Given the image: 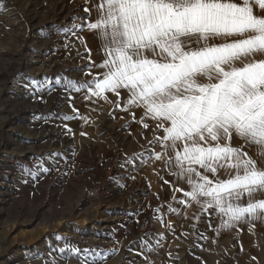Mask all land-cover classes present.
Masks as SVG:
<instances>
[{"label":"snow or ice","instance_id":"snow-or-ice-1","mask_svg":"<svg viewBox=\"0 0 264 264\" xmlns=\"http://www.w3.org/2000/svg\"><path fill=\"white\" fill-rule=\"evenodd\" d=\"M84 12L87 20L65 33H93L103 59L84 65L91 78L66 80L65 90L102 98L128 112L129 124H142L141 135L152 132L149 147L124 163L162 164L173 177L170 183L156 172L172 188L168 212L180 214L173 202L195 204L220 217L217 233L264 222V0H94ZM75 118L87 119L62 116ZM66 249L82 264H96L93 250L65 245L59 252Z\"/></svg>","mask_w":264,"mask_h":264},{"label":"rangeland","instance_id":"rangeland-1","mask_svg":"<svg viewBox=\"0 0 264 264\" xmlns=\"http://www.w3.org/2000/svg\"><path fill=\"white\" fill-rule=\"evenodd\" d=\"M64 4L0 0V264H82L59 252L65 245L93 250L96 264H126L127 239L148 236L139 223L152 218L143 205L158 184L159 162L133 171L125 159L144 149H127V134L105 121L93 130L79 118L62 119L117 109L65 90L66 80H83L85 68L81 38L65 33L80 9Z\"/></svg>","mask_w":264,"mask_h":264},{"label":"crops","instance_id":"crops-1","mask_svg":"<svg viewBox=\"0 0 264 264\" xmlns=\"http://www.w3.org/2000/svg\"><path fill=\"white\" fill-rule=\"evenodd\" d=\"M63 2L65 3L64 6H78L80 9L78 13L81 18L78 23H80L87 20L84 7L91 8L94 0H88L87 4L85 0H63ZM95 17L96 13L93 10L91 18L94 20ZM77 36L84 38L87 49L91 52L89 56L85 43L78 45L80 47L79 51L83 55V65L88 64L90 61L100 63L103 56L99 52V42L94 34L85 30L82 32L77 31ZM84 68L83 80L80 82L91 78L85 75L88 69L87 67ZM97 71L99 70L93 69V73ZM119 99L121 102L124 100L123 94ZM123 106L121 105L120 108H123ZM115 110V114H105L102 111H91V114L82 112L79 115L87 117V119L86 121L80 120L86 127H92L93 130L100 129L104 121L111 123L116 131L127 134L125 141L133 140V145L130 146L129 143L127 149L148 148V139L145 135H143V139L135 137L136 134H141L142 124H129L131 115L119 108ZM140 115V111L137 110V119ZM149 133L152 134L151 131H143V134ZM149 138L151 139L152 135ZM236 143H239V141ZM156 150L158 151L159 148ZM162 167L163 165L159 163V175L171 183L173 177L168 175ZM130 168L133 171L140 172L144 170L145 166L136 161L135 167L131 166ZM221 178L227 177L222 173ZM176 186L184 187L182 183ZM145 192L147 194L144 201L148 199L143 205L145 208L144 214L152 216V218L154 216L161 217V219L153 218V229L148 236H140L136 233L132 238L127 239L128 259L126 264H264V222L254 223L252 231H249L247 224H240L231 229H221L217 233L215 229L221 224L220 217L215 213H200L198 206L195 204L189 207L187 202L183 205L173 202V207L180 208V214L168 212L167 203L172 198V188L169 184H164L159 177L155 189H147ZM157 196L159 199H157ZM176 196L178 199H183L181 192H177ZM156 208H161V211L154 212L153 210ZM197 214L200 215V219L196 218ZM169 224L172 225L174 231L169 229ZM149 247L152 249L151 251H149Z\"/></svg>","mask_w":264,"mask_h":264},{"label":"built area","instance_id":"built-area-1","mask_svg":"<svg viewBox=\"0 0 264 264\" xmlns=\"http://www.w3.org/2000/svg\"><path fill=\"white\" fill-rule=\"evenodd\" d=\"M140 232L149 235L153 229V220L151 217H143L139 223Z\"/></svg>","mask_w":264,"mask_h":264}]
</instances>
